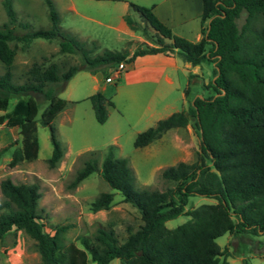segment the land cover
Instances as JSON below:
<instances>
[{"label":"trees","instance_id":"16d2710c","mask_svg":"<svg viewBox=\"0 0 264 264\" xmlns=\"http://www.w3.org/2000/svg\"><path fill=\"white\" fill-rule=\"evenodd\" d=\"M44 1L49 27L20 34L5 25L0 28V62L5 67L0 73V109H6L9 97H16L11 108L0 113V122L17 127L20 134L19 140L8 144L12 145L8 165L37 156V103L29 95L31 92L41 93L46 100L37 121L48 129L51 151L47 163L52 166L60 158L62 148L52 119L66 100L56 92L79 68L91 73L99 71L104 80L119 62H129L137 54L175 51L192 65L202 60L212 62V79L206 84L212 93L194 96L186 109L172 111L134 135L133 146H142L166 129L182 127L191 119L199 136L195 160H179L161 170L164 178L175 181L173 187H133L127 160L114 156L108 146L99 165L90 156L74 170L69 187L96 171L137 210L140 223L123 239L119 240L111 227L99 224L91 234L76 235L78 244L61 243L59 233L64 225L55 226L52 233L43 229L37 183L12 181L7 176L0 179V239L10 231L23 230L34 240L40 264H108L112 258H117L119 264H231L225 259L226 248H220L214 240L216 236L223 232L264 233V0H201L200 37L196 41L172 33L149 6L129 2L140 19L136 21L125 14L129 28L139 30L141 22L156 33L154 45L135 47L130 55L124 49H103L90 55L83 42L59 29L52 1ZM0 2L8 20L14 21L11 1ZM242 11L245 15L238 26L236 19ZM34 37L58 38L59 50H77L81 65L72 64L57 72L54 62L45 66L33 63L26 70L28 78L24 82H12L14 48L8 40L26 42ZM58 80L62 83L58 89L44 88ZM22 94L28 96L21 97ZM88 99L95 120L103 122L105 106L111 101L100 90L90 93ZM8 146H1L0 154ZM191 194L215 201L184 208ZM112 196L111 191L99 192L89 202V209L108 208ZM178 214L187 218L173 227L165 226L166 219ZM242 264L248 263L243 259Z\"/></svg>","mask_w":264,"mask_h":264},{"label":"rangeland","instance_id":"374dc122","mask_svg":"<svg viewBox=\"0 0 264 264\" xmlns=\"http://www.w3.org/2000/svg\"><path fill=\"white\" fill-rule=\"evenodd\" d=\"M10 1L15 12V20L12 22L8 20L0 2V28L5 25L11 28L14 33L20 34L25 30L49 27L48 7L44 0ZM51 1L57 13L59 29L83 42V46L89 49L90 55L101 52L103 49H126L129 45L126 36L119 37L114 30L101 25L89 24L87 26L77 16L70 15L68 10L62 8V3L65 0H55V3L54 0ZM129 13L131 17L137 19L136 11L129 9ZM244 15L245 13L242 11L236 19L238 26L242 23ZM198 23L199 17L192 18L182 25L181 31L186 34V39L193 40V31L198 27ZM75 25L79 28L78 32L72 30V26ZM141 28L144 30L140 31ZM136 32L147 41L145 44L154 45L156 33L150 27L140 22L139 30ZM86 34L89 36L82 39ZM8 43L14 48L10 67L11 81L14 83L24 82L28 78L26 70L33 63L45 66L54 62L57 72L64 71L72 64L81 65L82 63L81 55L77 50L60 51L56 37L49 39L34 37L26 42L13 38L8 40ZM133 44L142 46L136 41ZM199 66L200 70L197 75L191 74L190 76V72L183 74L181 70L178 72L179 85L177 88L171 89L165 99L170 104L167 107L168 111L186 109L194 96H207L212 93L211 87L206 84L212 79L213 64L208 60H202ZM4 68L0 62V73ZM185 79H189L187 84H184ZM117 82L116 78L112 81L102 80L98 83L97 80L94 81L89 71L79 68L56 92L59 97L66 100V103L52 119L55 137L62 148L60 158L52 166H49L46 160L51 151L48 129L37 121L39 113L46 103L41 93L31 92L29 94L37 103L35 123L38 151L34 159L8 165L9 152L12 148V145L8 146V144L12 143L14 139L19 140L20 134L17 127L6 126L4 122H0V147L8 146L0 154V179L7 176L12 181H34L37 183L40 192L37 204L41 208L43 229L52 233L55 226L64 225L65 228L59 233V240L63 244L69 241L78 244L75 239L76 235L91 234L99 224L111 227L118 239L121 240L140 223L137 210L128 202L123 201L119 192L110 188L96 171L85 176L73 187L67 185L74 170L87 157H95L97 165H99L104 150L108 146L114 156L125 157L127 160L132 173L133 187L164 190L173 187L175 181L164 178L161 175L162 168L177 162L176 157L181 161L192 162L195 160L196 151L199 150V136L194 129L190 136L192 139L189 138L187 132L181 135L186 148H180V155L178 148L167 140L160 142V145L158 143L150 145L153 147L133 146L132 141L136 132L148 127L147 123H149L148 125L151 123V120L147 121L146 114L139 117L144 101V98L141 97L130 98L124 93L116 95L114 107L109 106L111 104L105 106V120L103 122L96 121L88 95L96 91L97 88H92L91 85L103 84L102 94L112 100L110 95ZM61 84V81L58 80L45 84L44 88L50 86L58 89ZM182 92H185L183 97ZM27 96V94L21 95V97ZM15 99L16 97H9L5 110L11 108ZM5 110L0 109V113ZM188 124L191 125V119ZM113 133L116 135L114 141L117 144L112 143L113 139L110 138ZM178 143L181 144V141ZM101 191L113 192L111 204L106 209L90 210L89 202ZM214 201L211 197L191 194L187 197L184 208ZM186 218V215L178 214L166 219L164 224L167 227H173ZM214 240L220 247L226 248L227 253L230 254L228 259L232 264H242L243 259L248 264H264V233L223 232ZM0 264H40L34 240L21 229L5 233L0 239ZM108 264H119V261L117 258H112Z\"/></svg>","mask_w":264,"mask_h":264},{"label":"crops","instance_id":"0c3cea01","mask_svg":"<svg viewBox=\"0 0 264 264\" xmlns=\"http://www.w3.org/2000/svg\"><path fill=\"white\" fill-rule=\"evenodd\" d=\"M129 2L149 6L158 20L167 26L172 33L184 38L187 36L181 31L182 25L192 18H198L201 11V0H65L64 3H62V8L68 10L70 15L77 16L79 20L83 21L87 26L89 24L101 25L114 30L115 34L119 37L121 35L126 36L129 45L124 50H126L127 55H130L135 47H142L147 41L141 38L136 31L130 29L123 18L125 14L131 17L129 13V9H131ZM131 18L140 21L138 15L137 19ZM72 30L75 32L79 30V28L75 25L72 26ZM87 36H89V34L83 36L82 39H86ZM199 37L200 32L198 23V27L193 31V40L191 41H196ZM91 39H93V37H91ZM134 41L139 44L141 43L142 46H136L133 44ZM123 64L124 68L117 78L118 82L110 95L112 100L109 99L111 101V105L109 106L114 107L115 96L120 95V93H124L130 98H144L139 117L142 114H146L148 118L147 121L151 120L150 125L154 124L157 119L170 113V111L167 110L170 104L168 100L166 101L165 99L169 91L175 87L177 88L179 85L178 72L180 70L183 74L190 72L189 75L191 76V74L197 75L200 70L199 63L192 65L183 60L175 51H157L137 54L132 60ZM91 76L94 81H96L95 74L91 73ZM188 82L189 79L184 80V84ZM91 86L92 88H97L95 84ZM102 88L103 84L100 85L99 90L101 91ZM184 94L185 92L181 93L182 97ZM157 103H159V105H157ZM148 124L149 123H147V126H150ZM192 129L193 128L188 123L182 127H171L147 144L136 147H153L150 145H153V143H158L160 145V142L162 143L163 140H167L174 147L178 148L180 155V148H186L181 135L187 132L189 133V138H191ZM115 136L116 135L113 133L110 138L113 139L112 143L117 144L114 141ZM179 141H181V144L178 143ZM176 160L179 161L178 157H176ZM229 255L230 254L227 253L225 256L228 262H230L228 259Z\"/></svg>","mask_w":264,"mask_h":264},{"label":"built area","instance_id":"2783aa9c","mask_svg":"<svg viewBox=\"0 0 264 264\" xmlns=\"http://www.w3.org/2000/svg\"><path fill=\"white\" fill-rule=\"evenodd\" d=\"M124 68L123 62H119L105 77L104 81H112L119 77Z\"/></svg>","mask_w":264,"mask_h":264},{"label":"water","instance_id":"95a60500","mask_svg":"<svg viewBox=\"0 0 264 264\" xmlns=\"http://www.w3.org/2000/svg\"><path fill=\"white\" fill-rule=\"evenodd\" d=\"M94 74H95V77H96L97 82L98 83L102 82V77H101L100 72L99 71H96ZM99 88H100V85L97 86V90H99Z\"/></svg>","mask_w":264,"mask_h":264}]
</instances>
